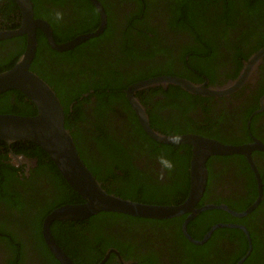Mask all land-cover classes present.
Wrapping results in <instances>:
<instances>
[{"label": "flooded vegetation", "instance_id": "1", "mask_svg": "<svg viewBox=\"0 0 264 264\" xmlns=\"http://www.w3.org/2000/svg\"><path fill=\"white\" fill-rule=\"evenodd\" d=\"M183 1L186 2L183 3L185 10L187 3L192 6L197 4L193 23L190 21L182 23L179 16H174L171 8L177 0H98L106 15L105 29H108L116 45L115 57L112 59L119 61V66L142 71V74H145L144 70L150 67L154 70L153 73L168 70L170 72L168 74L182 77L187 75L185 73L187 69L194 71L189 73V77H193L195 83H204L207 88L221 87V91L217 94L186 92V97L178 95L175 105L167 106L164 110L160 108L158 102L168 99L169 96L162 94L166 88L160 93L159 87L152 88L158 91L145 90L142 97H137L146 111L149 124L151 125L153 120L165 128L164 131H161L162 127L155 129L158 133L190 135L228 146L248 147V150L244 153L208 155L205 160L207 173L205 186L199 199V201L203 199L204 204L196 205V209L199 210L195 213L186 212L183 217L182 214L176 215L179 218L170 221L167 220L176 216L163 218L160 219L161 222L124 217L122 223L126 226L114 225L110 230L112 236L119 242L117 245L120 248L116 245H108L81 253L70 251L72 256L70 257L75 260V264H195V251L185 245L184 238L187 237L183 233V226L185 225L191 237L193 232L198 233L201 226H204L203 223L197 220L189 230L188 223L198 212L208 209L203 208L205 206H210V209L218 208L220 213L219 216L212 215L205 220L206 223H214L200 239L218 223L222 224L219 228L241 230L246 238L250 229L256 237L259 249V256L251 264H260L262 254L264 262V56L250 75L236 87L227 90L229 85L241 76L247 60L264 46V23L259 19L258 8H254L255 6L251 4L247 5L251 7L246 9L243 0ZM42 6L52 5L44 2ZM2 8L9 12L4 0H0V9ZM67 11L72 16L77 9ZM2 15L3 13H0V30L15 29L4 28V22L8 21L12 14L7 17ZM176 18H178L177 23L173 22ZM18 19L20 22L19 15ZM168 20L172 21L173 26ZM191 24H196V30L192 29ZM16 38L17 36L1 38L0 42L3 41L4 44L7 41L5 47L11 44L13 49L16 45L13 39ZM108 40L110 39L107 36L106 41ZM158 45L159 48L156 47ZM139 52L144 53V56L134 58V54ZM208 73L216 77L210 79ZM92 100H95L94 97L90 99ZM111 133L119 140L130 138L133 145L138 148L139 152L134 153L135 161L138 162V172L149 173L164 187L174 183L167 191L171 203L153 204L179 205L186 199L189 189V185L185 188L186 162L189 165L187 175L190 183L191 144H173L174 151L169 153L170 149L153 146L142 135L135 136L136 131H133V126L114 128ZM174 152L175 156H173ZM158 156L166 162L164 164L153 162L157 161ZM1 158L3 163L19 169L15 171V176L20 179L21 190L8 194V199L0 203L1 228L4 230L3 238L0 239V264H52L42 251L38 232L35 233V228L29 229L31 220L23 222L21 226L18 224L24 209L11 206L15 196L19 198L27 193L26 189H22L24 179L29 176L30 169L37 165L36 159L24 153L14 152L9 145ZM109 159L101 158L106 162ZM100 164L106 167L102 162ZM120 166L123 167L124 162H120ZM115 171L117 174L122 173L119 169ZM43 182L41 180L39 197L48 192V187H45ZM120 184L116 180L109 183L113 192L108 193L122 196L120 193L122 189L118 190ZM175 189L183 193L179 194ZM28 194L29 197L32 195V193ZM21 200L23 201L22 197ZM256 208L257 210L253 212ZM244 212L245 215L237 216ZM242 217H246L244 222L237 221ZM228 224L235 226L231 227ZM207 239L202 243H194L203 244ZM20 240L22 241L19 243ZM215 245L219 248L223 245L227 252L231 251L230 255L228 254L226 258L217 257L215 251L216 253L213 252L210 258L208 257V261L211 264L213 261L216 262L215 264H232L241 249V234L224 230V236ZM212 246L213 244L209 243V250ZM92 251H94L93 255H91ZM242 258L234 264H238Z\"/></svg>", "mask_w": 264, "mask_h": 264}, {"label": "trees", "instance_id": "2", "mask_svg": "<svg viewBox=\"0 0 264 264\" xmlns=\"http://www.w3.org/2000/svg\"><path fill=\"white\" fill-rule=\"evenodd\" d=\"M4 1L9 12H6L2 8L0 9V13H3V17L12 14L11 18L9 17V20L4 22V28H17L20 24L18 19V6L14 0ZM32 2L34 16L46 20L51 25L53 36L58 43L66 42L83 33L92 32L98 27L99 15L89 0H32ZM44 2L52 6H42ZM180 3L181 0H177V3L171 8L174 16H179L182 23L188 21L193 23L197 12V4L192 6L187 3L185 10L183 3L186 2L182 0V3ZM243 4L246 9L251 6L258 8L259 12L257 13L260 14L259 19L261 23H264V0H247V2L243 0ZM76 9L77 11L72 16L67 11ZM177 19L173 20V22L177 23ZM168 23L172 24V21L168 20ZM191 25L193 27L192 29L196 30V24ZM107 36L110 39L108 41H106ZM112 39L108 33V29L104 28L97 36L84 40L73 48L58 51L50 47L42 30H37L38 44L36 46L35 56L30 65V70L53 88L63 107L65 115L64 126L69 130L80 158L95 178L101 182L102 187L106 188L107 192H113L109 187V183H113L116 180L121 183L118 190L120 191L122 189L120 192L122 197L131 200L135 199L136 201L144 203H171L169 202L170 198L167 196V191L174 183L164 187L163 184L155 181L149 173L138 172V162L135 161L134 155L138 151V148L133 145L130 138L119 140L118 137L111 133V130L114 128L133 126V131H136L135 136L142 135L151 145L170 149L168 151L169 153L174 151L175 145L157 142L143 131L134 111L130 107L124 90L129 84L138 80L168 74L170 72L168 70H159L153 73L154 70L148 67L144 70L145 74H142V71H133L131 68L127 69L119 66V61L112 59L115 57L116 51V45ZM13 41L16 42L13 49L11 48V44H9V47H5L7 41L4 44L2 43L3 41L0 42V72L11 68L25 49V35L17 36ZM156 47L159 48L160 46L158 45ZM143 56L144 53L139 52L134 54L133 57L141 58ZM208 74L210 79L216 77L211 76V73ZM187 77L195 81L193 77ZM169 87L165 93L162 91V88H159V93L162 91V94L164 93V95L169 96L168 99L165 98L161 102H158L162 110L166 109L167 106L175 105L177 96H185L186 93L181 88L177 90L174 86ZM150 89L152 88L148 87L147 89L137 91L136 96L142 97L143 92L145 90L151 91ZM152 90L158 91L157 89ZM92 97L95 100L90 101ZM0 113L32 116L37 113V110L34 103L22 92L12 89L0 94ZM151 117L153 119L152 114ZM151 126L154 129L162 127L153 120L151 121ZM161 129V131H164L165 128L162 127ZM94 146L96 149H94ZM181 146L185 147L184 145ZM6 148L7 144L0 140V203L4 199H8V194L21 190L19 185L20 179L15 176V171L19 169H14L2 161L1 155L6 151ZM11 148L16 153H24L35 158L37 162V165L30 169L29 176L24 179L25 183L22 189H26L27 193L21 196L23 201L21 197L18 198L15 196L13 198L11 206L24 209L21 217L18 219V224L21 226L23 222L26 223L31 220V227L29 229L32 230L35 228V233L38 232V237L41 240V248L45 256L52 264H60L44 241L41 232L43 219L54 208L67 203L82 201V198L68 185L52 160H50L49 156L39 146L31 142H14L11 144ZM175 155L176 153L174 152L173 156ZM102 157L103 159H110L106 162L105 160H101ZM136 160H140V158H136ZM186 160L188 161L187 155ZM100 162L106 167L101 165ZM120 162H124L123 167L120 166ZM153 162L164 164L166 161L161 156H158L157 161ZM188 166V162H186L185 188L189 185L187 175ZM115 169L121 170L122 173L117 174ZM182 173L185 174L184 171ZM22 177H24L23 174ZM41 180L44 181L45 187H48V192L46 195L39 197L38 192H41ZM175 191L179 194L183 193L179 189H175ZM28 193H32V195L29 197ZM202 200L196 205H203L204 202ZM237 209L242 210L240 208ZM256 210L257 208L253 212ZM219 213L220 210L218 208H208L198 212L195 218L188 223V230L197 220L198 222L201 221L204 226H201V230L198 233L193 232L192 236L200 239L202 234L214 223H206L205 220L212 215L219 216ZM185 214H182V217ZM124 217L148 221L156 220L153 222L162 221L160 219L133 217L113 211H101L82 220H54L50 228L55 241L70 255V251L73 253H81L97 248L98 246L100 248L108 245H116L119 247L117 245L119 242L112 236L110 230L114 225L117 227L121 225L123 227L126 226L122 223ZM246 217L237 219V221L244 222ZM177 218L179 217L176 216L167 221ZM1 225L2 222L0 221V239L3 238L4 232ZM224 230H228L230 233L236 231V233L241 234V249L237 257L233 260L234 263L247 253L248 255L241 264H251L259 256L256 237L250 229L249 238L251 245L250 251H248L249 243L241 230L217 227L212 232L210 238L203 244H195L187 238H184L186 247H191L195 251V264H202V262L203 264H211L208 259L213 252H217V257L221 258H226L228 254L230 255L231 251L227 252L223 245L220 248L218 245H215L224 236ZM209 243L213 244L210 250L208 248ZM94 251H92L91 255L94 254ZM215 263L213 261V264ZM260 264H264L263 254L260 259Z\"/></svg>", "mask_w": 264, "mask_h": 264}, {"label": "water", "instance_id": "3", "mask_svg": "<svg viewBox=\"0 0 264 264\" xmlns=\"http://www.w3.org/2000/svg\"><path fill=\"white\" fill-rule=\"evenodd\" d=\"M18 6L20 24L11 30H0V39L12 36H26V46L16 63L9 69L0 72V94L16 89L22 92L35 105L37 113L32 116L0 113V140L7 145L14 142H31L39 146L52 160L59 173L68 185L82 198L76 203H67L54 208L45 215L42 223V235L49 250L60 264H75L70 255L55 241L50 225L54 220H82L101 211H113L132 216H142L154 219L170 218L186 212L195 213L206 180L205 160L212 153H244L248 147L228 146L217 141H207L190 135H167L158 133L150 126L148 116L141 105L137 91L149 86L170 84L181 86L191 92L219 93L218 89H209L202 84H194L186 79L169 76L150 77L131 83L126 91V98L134 110L137 120L145 133L154 140L165 144L189 143L191 144L190 183L186 199L179 205H159L141 203L122 196L108 193L101 183L90 172L80 158L73 138L64 126L65 115L63 107L52 87L30 70L31 62L35 56L37 46V30H42L48 44L55 50L65 51L73 48L84 40L100 34L106 25V15L98 0H90L99 15L98 27L88 33L77 35L71 40L58 43L53 36L51 25L44 19L34 16L32 0H14ZM264 56V46L254 53L245 63L241 76L229 85L228 89L239 85L250 75L258 62ZM261 191V190H259ZM205 206L203 208H209ZM237 214V216H243ZM213 225L202 239H194L187 232L185 225L183 233L195 242L202 243L209 237L212 230L221 226ZM228 226H235L230 225ZM245 231V229L243 228ZM246 232V231H245ZM250 251V239L247 235ZM248 255L245 254L238 262L240 264Z\"/></svg>", "mask_w": 264, "mask_h": 264}, {"label": "clouds", "instance_id": "4", "mask_svg": "<svg viewBox=\"0 0 264 264\" xmlns=\"http://www.w3.org/2000/svg\"><path fill=\"white\" fill-rule=\"evenodd\" d=\"M15 2V1H14ZM16 4V3H15ZM32 4H33V2H32ZM2 72V71H1ZM192 72H194V71H188L187 69H185V73H187V75H185V76H182V77H180V76H175V75H171V74H161V75H158V76H169V77H178V78H182V79H186V80H188L189 82H192V83H194V84H200V83H195L196 81H194V80H191V79H189L187 76H189V73H192ZM154 77H157V76H154ZM46 82V81H45ZM161 86H163V85H155V86H149L150 88H155V87H159V88H162V90L164 89V88H166L165 89V91L168 89V88H170L169 86H174L175 87V89H177V90H180V88L181 89H183L181 86H178V85H173V84H170V85H167L166 87H161ZM208 88H221V87H208ZM53 89V88H52ZM145 89H147V88H145ZM143 90V89H142ZM150 90H152V89H150ZM184 91H186V92H188V93H191V92H189V91H187V90H185V89H183ZM141 91V90H140ZM165 91H163L164 93H165ZM163 93V94H164ZM135 96H136V94H135ZM151 126V125H150ZM152 127V126H151ZM164 134V133H163ZM167 135H170V134H167ZM150 137V136H149ZM9 146H11V145H9ZM150 204H153V203H150ZM132 216V215H131ZM142 217V216H141ZM163 219V218H162ZM42 232V231H41ZM248 236H249V234H248ZM250 239V238H249ZM200 240V239H199ZM251 244V243H250Z\"/></svg>", "mask_w": 264, "mask_h": 264}, {"label": "bare ground", "instance_id": "5", "mask_svg": "<svg viewBox=\"0 0 264 264\" xmlns=\"http://www.w3.org/2000/svg\"><path fill=\"white\" fill-rule=\"evenodd\" d=\"M38 44V43H37Z\"/></svg>", "mask_w": 264, "mask_h": 264}]
</instances>
